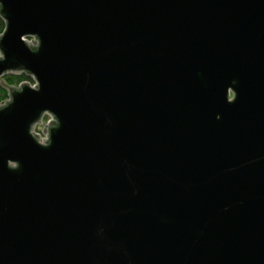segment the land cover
Here are the masks:
<instances>
[{
	"label": "water",
	"instance_id": "95a60500",
	"mask_svg": "<svg viewBox=\"0 0 264 264\" xmlns=\"http://www.w3.org/2000/svg\"><path fill=\"white\" fill-rule=\"evenodd\" d=\"M0 15V264H264V0Z\"/></svg>",
	"mask_w": 264,
	"mask_h": 264
},
{
	"label": "trees",
	"instance_id": "16d2710c",
	"mask_svg": "<svg viewBox=\"0 0 264 264\" xmlns=\"http://www.w3.org/2000/svg\"><path fill=\"white\" fill-rule=\"evenodd\" d=\"M6 22L0 15V34L4 31ZM32 81L25 72L21 73H7L0 77V104L8 98L9 87L19 85L24 81Z\"/></svg>",
	"mask_w": 264,
	"mask_h": 264
},
{
	"label": "built area",
	"instance_id": "2783aa9c",
	"mask_svg": "<svg viewBox=\"0 0 264 264\" xmlns=\"http://www.w3.org/2000/svg\"><path fill=\"white\" fill-rule=\"evenodd\" d=\"M30 82L32 83V84H35L36 82L32 79V81L30 80ZM42 128H43V124H37L36 125V130H35V132H39L40 133V136H44V137H46V134L42 131Z\"/></svg>",
	"mask_w": 264,
	"mask_h": 264
},
{
	"label": "bare ground",
	"instance_id": "6f19581e",
	"mask_svg": "<svg viewBox=\"0 0 264 264\" xmlns=\"http://www.w3.org/2000/svg\"><path fill=\"white\" fill-rule=\"evenodd\" d=\"M27 39H30V37L29 38H27ZM36 130V126H35V128H34V131Z\"/></svg>",
	"mask_w": 264,
	"mask_h": 264
},
{
	"label": "rangeland",
	"instance_id": "374dc122",
	"mask_svg": "<svg viewBox=\"0 0 264 264\" xmlns=\"http://www.w3.org/2000/svg\"><path fill=\"white\" fill-rule=\"evenodd\" d=\"M31 39V38H30Z\"/></svg>",
	"mask_w": 264,
	"mask_h": 264
}]
</instances>
